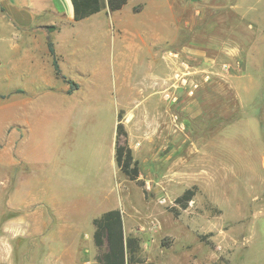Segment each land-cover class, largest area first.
Returning <instances> with one entry per match:
<instances>
[{"label":"rangeland","instance_id":"1","mask_svg":"<svg viewBox=\"0 0 264 264\" xmlns=\"http://www.w3.org/2000/svg\"><path fill=\"white\" fill-rule=\"evenodd\" d=\"M151 22L159 57L166 48H203L206 64L199 65L209 74L192 98L182 100V110L172 107L177 110L171 115L172 131L161 135L171 144L161 150L162 157L172 152L171 177H163L167 165L160 163L157 178L140 179L141 187L119 170L121 187L109 180L105 142L117 98V62L131 65L130 57L137 54L123 47L125 32L109 18L108 49L98 50L82 36L75 57L69 39L58 38L59 51L70 55L67 63L74 67L63 69L80 78L81 69L91 71L99 61L95 71H103L101 82L87 84L78 96L82 101L71 100L70 118L47 117L46 125H37L18 147L26 159L24 181L35 194L30 198L44 192L65 209L60 221L43 212L54 221L41 229L42 235L30 226L36 207L19 211L7 205L12 181L4 178V145L9 131L0 110V264H97L106 248L100 252L93 245L91 220L114 209L118 200L125 237L138 239L136 257L142 264H264V0H160L152 4ZM105 23L102 13L77 28L86 34ZM170 26L168 43L163 39ZM140 55L130 75L137 80L133 88L150 78L147 53ZM154 150L152 142V155ZM187 190L191 199L178 202ZM105 191L111 196L100 201Z\"/></svg>","mask_w":264,"mask_h":264},{"label":"crops","instance_id":"2","mask_svg":"<svg viewBox=\"0 0 264 264\" xmlns=\"http://www.w3.org/2000/svg\"><path fill=\"white\" fill-rule=\"evenodd\" d=\"M156 1L160 0H127L126 4L118 11L110 12L105 6L98 13L76 22L73 19L70 0H0V110L4 111L5 118H8V121L4 122V128L10 134L6 135L4 145V178L12 181L11 189L8 191L7 205L11 209L19 211H31L36 207L35 214H31V217L35 216L36 221L30 223V226L37 227L38 234L42 235L43 230L41 229L46 228L48 223L54 221L49 214V219H46L47 216L44 218V211L51 212L55 221H60L63 219L65 209L51 196H44V192L38 191L37 199L30 198L35 194L30 191L31 188L24 181L28 177L27 168L24 166L26 159L19 155L18 147H22L34 129L37 132V125L42 127L46 125L47 117L63 115L70 118L73 108L68 106L71 100L82 101V99H78V96L82 91H86V85L99 86L100 74H103L101 68L98 72L95 71L100 66L97 61L95 68L89 69L91 71L81 69L80 78L72 77L68 71L63 69V65H67L68 69L74 67L67 63L70 55H63L59 51L58 38L69 39L73 45L71 56L75 57L82 36L86 38L85 43L98 47V50L108 49L107 21L109 18L125 32L126 35L122 40L126 46L123 47L127 48L129 53L137 52V54L130 57L132 58L131 63H133L131 65L124 61L117 62L118 73L114 79L117 98L113 108L112 125L108 129V137L105 142L106 163L111 175L109 180L112 179L113 184L118 188L121 187L117 181L119 169L115 162L118 124L123 126L126 133L125 137H120L122 138L121 142L119 138L118 143L121 146L127 145L131 150L133 160L137 162L139 179L157 178L159 174L157 165L160 163L167 165L163 177L166 180L171 177L172 152L169 150L163 153V157L161 154V150L170 149L171 144L166 140V135L164 138L161 135L163 132L170 133L172 131L171 115L182 108L178 106L187 97L179 91L177 92L178 104L170 105L162 95V91L166 88L164 81L170 74V66L162 56H158L154 49V46L160 42L152 36V4H155ZM171 1L181 4L190 3V0ZM128 4L130 7L135 6L130 10ZM102 13L106 22L103 27L93 29L86 34H82L77 28L82 22ZM138 18L139 20H137ZM144 20L147 21L144 23ZM172 35L173 28L170 26V34H167L168 38L165 37L163 40L168 43L172 42ZM144 36L150 37L145 38ZM49 45L54 51L60 76L55 75L53 56L49 51ZM180 50L187 53L197 63L206 64V51L203 48H180ZM79 52L84 53L80 50ZM141 52L147 53L145 60L148 64L150 78L145 81L142 79L143 81L138 82L137 88H133L132 84L137 80H134V77L130 75L133 74L132 66L138 63L139 58L142 57ZM97 59L99 60L101 57ZM109 63L111 62L107 60L104 71L106 77L108 76ZM96 76L98 77L94 82ZM107 80L104 84L109 87ZM111 84L110 81V87ZM172 107H177V110H173ZM120 111L124 112L122 120L119 119ZM175 115L177 117L178 114ZM40 131L45 132L44 129ZM131 132H136V136ZM136 138L139 139L138 142ZM152 142L155 149L153 155ZM141 192L143 204L140 210L144 207L145 201L142 189ZM25 195H29V197L25 200L20 198ZM39 195L42 196L41 199ZM109 196L111 195L105 191L100 197V201ZM117 199H120L118 195ZM117 203L111 210H119L122 215L123 212L119 206L120 200ZM94 219L96 218H92L91 222ZM27 225L29 226L28 223Z\"/></svg>","mask_w":264,"mask_h":264},{"label":"trees","instance_id":"3","mask_svg":"<svg viewBox=\"0 0 264 264\" xmlns=\"http://www.w3.org/2000/svg\"><path fill=\"white\" fill-rule=\"evenodd\" d=\"M73 9L74 21H80L93 14L98 13L107 6L110 12L120 10L127 0H70ZM49 51L53 56V68L56 76H60L59 67L55 59L54 51L49 45ZM69 83V82H68ZM120 119V116H119ZM117 143L115 147V162L119 171L130 181H134L138 186H142L139 179L137 162L133 160L131 150L127 145H119V138L125 137L126 133L121 124L117 125ZM144 192V191H143ZM145 194V192H144ZM192 192L187 190L177 200L184 203L191 199ZM93 245L100 253L97 264H142L136 257L139 251V241L137 238L125 237L123 230L122 215L119 210H110L92 221Z\"/></svg>","mask_w":264,"mask_h":264},{"label":"built area","instance_id":"4","mask_svg":"<svg viewBox=\"0 0 264 264\" xmlns=\"http://www.w3.org/2000/svg\"><path fill=\"white\" fill-rule=\"evenodd\" d=\"M163 59L170 66V74L164 81V83L166 82V88L162 91V95L170 104H178L177 92L180 91L187 98H192L199 89L200 84L209 80V74L200 67L201 64L182 50H166ZM221 68L226 71L228 66L223 65Z\"/></svg>","mask_w":264,"mask_h":264}]
</instances>
